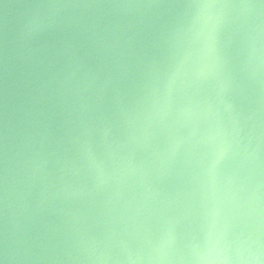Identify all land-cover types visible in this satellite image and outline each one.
Here are the masks:
<instances>
[{"label": "water", "instance_id": "1", "mask_svg": "<svg viewBox=\"0 0 264 264\" xmlns=\"http://www.w3.org/2000/svg\"><path fill=\"white\" fill-rule=\"evenodd\" d=\"M256 246L264 0H0V264Z\"/></svg>", "mask_w": 264, "mask_h": 264}, {"label": "clouds", "instance_id": "2", "mask_svg": "<svg viewBox=\"0 0 264 264\" xmlns=\"http://www.w3.org/2000/svg\"><path fill=\"white\" fill-rule=\"evenodd\" d=\"M208 48L211 51L214 47V37L211 32L207 36ZM262 252L259 246L255 248L248 247L242 251L237 260L233 262L232 258L224 252H218L211 259H206L202 264H264V260L261 259Z\"/></svg>", "mask_w": 264, "mask_h": 264}]
</instances>
